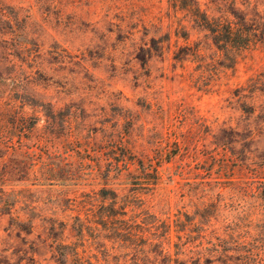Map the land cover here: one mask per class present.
I'll use <instances>...</instances> for the list:
<instances>
[{
  "label": "rangeland",
  "instance_id": "rangeland-1",
  "mask_svg": "<svg viewBox=\"0 0 264 264\" xmlns=\"http://www.w3.org/2000/svg\"><path fill=\"white\" fill-rule=\"evenodd\" d=\"M0 131V264H264V0H0Z\"/></svg>",
  "mask_w": 264,
  "mask_h": 264
},
{
  "label": "trees",
  "instance_id": "trees-1",
  "mask_svg": "<svg viewBox=\"0 0 264 264\" xmlns=\"http://www.w3.org/2000/svg\"><path fill=\"white\" fill-rule=\"evenodd\" d=\"M175 2H184V0H174ZM186 5V4H185ZM193 7V6H192ZM194 10L198 11L197 4H194ZM202 24L205 28H207L211 34L213 42L223 50H231L232 46L236 47V49H244L248 48L251 44L255 43L259 38H257L255 30L250 28L239 27L236 23L231 20H220L214 18H207L205 15L201 18ZM247 21L242 18L241 26H246ZM237 25V26H236ZM1 132V131H0ZM4 137L0 134V150L2 149V144H4ZM128 155L126 159L121 160V165L129 170V163L134 164L137 163L139 165L142 173L144 175H148L150 173V168L143 166L142 160H134V156L130 153L129 149H126ZM130 161V162H129ZM132 161V162H131ZM120 164V163H119ZM152 185H155L158 180V171L157 168H152ZM139 181V180H136ZM139 183V182H137ZM106 189H103L105 191ZM10 209V207H9ZM129 235H134L132 232L127 231Z\"/></svg>",
  "mask_w": 264,
  "mask_h": 264
}]
</instances>
